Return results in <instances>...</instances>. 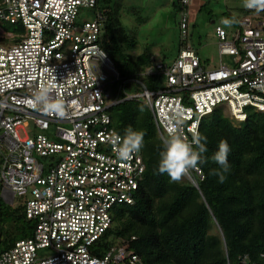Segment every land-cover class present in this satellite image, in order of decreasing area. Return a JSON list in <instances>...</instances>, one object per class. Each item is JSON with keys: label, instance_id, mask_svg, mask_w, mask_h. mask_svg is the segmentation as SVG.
<instances>
[{"label": "built area", "instance_id": "2783aa9c", "mask_svg": "<svg viewBox=\"0 0 264 264\" xmlns=\"http://www.w3.org/2000/svg\"><path fill=\"white\" fill-rule=\"evenodd\" d=\"M190 4L179 1L176 57L139 72L159 75V87L127 78L114 91L120 75L100 45L104 16L78 21L80 10L94 9L97 0H0V197L22 203L33 225L29 237L0 253V264H145L130 242L101 245L117 208L135 203L146 170L142 150L118 158L111 105L142 98L164 144L177 112L189 141L215 108L224 106L236 121L246 119L248 107L264 113V11L245 8L233 31L215 26L219 66L204 69L184 43ZM127 82L140 92L118 100ZM46 84L63 99V116L30 106ZM193 172L202 177L198 167L184 177ZM241 264L254 263L245 257Z\"/></svg>", "mask_w": 264, "mask_h": 264}, {"label": "trees", "instance_id": "16d2710c", "mask_svg": "<svg viewBox=\"0 0 264 264\" xmlns=\"http://www.w3.org/2000/svg\"><path fill=\"white\" fill-rule=\"evenodd\" d=\"M123 1L97 0L94 8L104 16L100 45L120 75L112 87L115 91L123 80L134 78L147 88H157L159 75H139L153 64V53L147 48L133 56L134 42L120 21ZM133 88L140 90L135 82H127L118 100L132 94ZM246 112L243 121L231 119L220 107L203 117L198 132L207 137L206 163L197 166L202 177L193 172L191 179L173 182L167 173L158 174L165 144L148 106L137 99L111 105L108 113L121 136L129 126L145 133L141 150L146 170L135 203L117 208L101 245L108 249L130 242L145 264H241L245 257L264 264L260 255L264 253V113L253 107ZM222 140L230 146L223 183L210 174L222 171L211 159ZM8 222L11 231L4 232ZM0 223V253L32 234L22 203L10 207L0 197Z\"/></svg>", "mask_w": 264, "mask_h": 264}, {"label": "rangeland", "instance_id": "374dc122", "mask_svg": "<svg viewBox=\"0 0 264 264\" xmlns=\"http://www.w3.org/2000/svg\"><path fill=\"white\" fill-rule=\"evenodd\" d=\"M176 0H124L121 10L120 21L124 26L128 37L131 38L135 49L133 56L141 54L149 48L153 53L154 61H170L174 59L179 50L180 30L178 27L179 13L175 10L172 2ZM200 10L196 15H191V24L188 29L187 41L185 44L191 45L201 60L204 69H212L219 66V55L217 38L215 36V26L220 25L230 31L238 26L239 20L247 14L243 7V0H201ZM131 8L135 12L131 11ZM97 9L90 10L83 8L80 10L78 21L95 17ZM235 17L236 23L230 28L225 27L221 20L223 18ZM211 20L215 23L212 24ZM225 62L226 59H223ZM127 91H130L127 89ZM133 93L140 92L133 88ZM143 99H139L142 101ZM222 108V107H220ZM225 111V107L222 108ZM249 111H253L250 109ZM227 114V113H226ZM187 179L186 177H182ZM4 202V201H3ZM18 204V203H17ZM15 204V205H17ZM6 205V203H5ZM7 205L12 207L7 202ZM14 207V206H13ZM12 223L3 224V231L9 228Z\"/></svg>", "mask_w": 264, "mask_h": 264}, {"label": "clouds", "instance_id": "9594fccd", "mask_svg": "<svg viewBox=\"0 0 264 264\" xmlns=\"http://www.w3.org/2000/svg\"><path fill=\"white\" fill-rule=\"evenodd\" d=\"M243 7L257 12L264 11V0H243ZM235 17L223 18L221 23L225 27H231L236 23ZM220 31V29H218ZM54 88L50 84L40 87L29 101L32 108L42 111L45 114H55L63 116L65 104L62 98L53 95ZM175 124L169 129V136L165 142L164 149L160 153L158 174L167 173L171 181L178 182L190 169L197 168L199 164L206 163L204 153L207 152V137L199 133L195 126L192 130V139L189 141L183 136L179 127L183 124L182 113L177 112L174 116ZM143 131L134 130L131 126L125 129L124 135L113 134L110 140L115 152L120 160H130L133 154L139 153L144 146ZM230 146L226 140L219 143L218 151L211 159L220 165L222 171L212 170L211 175L219 177V182L223 183L225 176L223 173L229 169L228 154ZM93 264H102L101 261H93Z\"/></svg>", "mask_w": 264, "mask_h": 264}, {"label": "crops", "instance_id": "0c3cea01", "mask_svg": "<svg viewBox=\"0 0 264 264\" xmlns=\"http://www.w3.org/2000/svg\"><path fill=\"white\" fill-rule=\"evenodd\" d=\"M175 2H176V1L172 2V4L174 5V8H175V10H176V9H178V8L175 7ZM201 2H202L201 0H191L190 11H189L190 17H191V15H196L197 12H199V10H200V5H201L200 3H201ZM190 23H192L191 20H190ZM211 23L214 24L215 21H214V20H211ZM216 26H217V25H216ZM219 26H220V25H219ZM179 47H180V44H179ZM217 47H218V44H217ZM178 51H179V50H178Z\"/></svg>", "mask_w": 264, "mask_h": 264}, {"label": "water", "instance_id": "95a60500", "mask_svg": "<svg viewBox=\"0 0 264 264\" xmlns=\"http://www.w3.org/2000/svg\"><path fill=\"white\" fill-rule=\"evenodd\" d=\"M194 185H196V183ZM0 239H1V223H0Z\"/></svg>", "mask_w": 264, "mask_h": 264}]
</instances>
